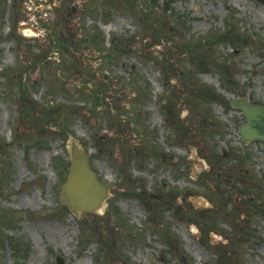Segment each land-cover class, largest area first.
<instances>
[{"label":"rangeland","instance_id":"374dc122","mask_svg":"<svg viewBox=\"0 0 264 264\" xmlns=\"http://www.w3.org/2000/svg\"><path fill=\"white\" fill-rule=\"evenodd\" d=\"M239 98L264 106L257 0H0V264H264ZM71 140L93 211L60 201Z\"/></svg>","mask_w":264,"mask_h":264},{"label":"water","instance_id":"95a60500","mask_svg":"<svg viewBox=\"0 0 264 264\" xmlns=\"http://www.w3.org/2000/svg\"><path fill=\"white\" fill-rule=\"evenodd\" d=\"M261 1L264 2V0ZM232 104L243 109L248 122V125L240 127L243 138L264 139V108L243 99L233 101ZM104 187L106 188L90 170L85 152L72 140L70 167L67 178L61 186L62 202L74 212L93 211L108 196V191Z\"/></svg>","mask_w":264,"mask_h":264}]
</instances>
